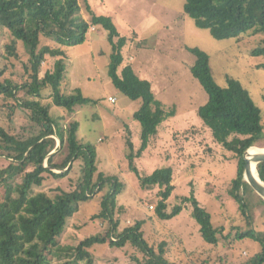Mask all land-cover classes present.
<instances>
[{
    "label": "trees",
    "instance_id": "16d2710c",
    "mask_svg": "<svg viewBox=\"0 0 264 264\" xmlns=\"http://www.w3.org/2000/svg\"><path fill=\"white\" fill-rule=\"evenodd\" d=\"M86 5L89 20L84 18L79 0H0V36L4 32L10 39L5 45L6 57L19 56V43L29 56L23 65L24 74L17 81L5 77L6 69L0 72V102H3L0 109H8L10 121L23 110L32 123L30 132L21 135L0 119V264H96L92 249L108 244L118 249L132 245L144 254L141 264H179L166 257V242L155 247L145 239L147 220L122 227L115 214L117 197L124 190V184L117 177L107 179L103 173L98 175L96 148L80 141L79 123L73 121L66 125L65 117H53L51 106L40 100L44 91L50 90L48 97L53 105L63 109L69 117L78 106L96 103L79 89L63 91L67 78L64 48L84 44L92 28L102 27L108 32L112 47L109 76L113 84L131 100H142L141 108L134 115L142 127L138 155L152 146L159 126L177 113L176 106L167 111L156 98L151 81L141 78L131 64L124 65L122 50L130 38L120 34L112 17L97 15L89 3ZM184 14L217 40L264 33V0H186ZM42 38L59 47L42 46ZM186 50L195 56L190 70L209 99L196 111L202 126L189 127L182 134L202 137L205 133L211 144L238 159L237 177L230 181L228 192L241 212L248 206L255 209L264 206V200L244 180V154L257 147V139L264 135L262 110L239 80L228 78L227 86L218 85L207 52L198 47H186ZM251 54L264 58V40ZM48 56L57 59L52 70L43 67ZM258 68L264 69V62ZM127 145L134 147L129 140ZM208 146L205 156L214 157V147ZM134 157L130 155L131 159ZM77 162L82 164H79L80 176L73 183L75 188L68 191L58 188L55 196L38 190L48 176L63 180L76 172ZM257 172L264 182V163L257 166ZM174 175V170L167 167L139 176L142 188L160 190L155 212L160 221H169L182 212L181 206L171 212L168 208L175 189ZM247 192L249 199L257 197L260 204L248 205ZM101 194L102 210L91 219L105 225V232L88 237L77 246H62V236L80 205ZM183 202L191 204L201 238L217 246L222 229L213 225L211 214L195 198H183ZM236 237L261 243V249L244 264H264V240L254 229L239 231Z\"/></svg>",
    "mask_w": 264,
    "mask_h": 264
},
{
    "label": "rangeland",
    "instance_id": "374dc122",
    "mask_svg": "<svg viewBox=\"0 0 264 264\" xmlns=\"http://www.w3.org/2000/svg\"><path fill=\"white\" fill-rule=\"evenodd\" d=\"M79 2L86 20L90 19L87 3L95 14L113 18L120 34L130 38L122 50L124 65L131 64L141 78L151 81L156 98L167 111L176 106L177 113L159 126L152 146L138 155L142 127L134 115L141 108L142 100H131L113 84L109 76L112 47L108 32L102 27L92 28L84 44L63 47L67 66L63 91L69 93L79 89L96 103L78 106L69 117L63 109L53 105L48 97L50 90L44 91L45 98L40 99L41 102L51 106L53 117H65L66 125L73 121L79 123L80 141L96 148L98 175L103 173L107 179L117 177L124 184V190L117 197L115 214L122 227L147 220L145 239L155 247L166 242V257L179 264H244L261 249V243L238 239L236 234L254 229L264 240V206L256 209L248 206L241 212L228 192L230 181L237 177L238 159L232 158L233 154L222 147L211 144L205 133L202 137L182 134L189 127L202 126L196 111L209 99L191 73L195 56L186 47H198L209 54L212 74L218 85L227 86L228 78L239 80L262 110L264 118V69L258 68L264 58L251 54L264 40V33L244 34L241 39L217 40L184 14L186 0ZM3 33L0 36V72L6 69L5 77L17 81L24 74L23 65L28 62L29 56L19 43V56L6 57L5 45L10 39L8 34ZM47 44L59 47L53 41L42 38V46ZM56 60L48 56L43 63L44 70L54 69ZM109 97H115L117 102L110 103ZM2 105L3 102H0ZM2 107L0 119L6 127L16 134L30 132L32 123L28 113L20 110L10 121L8 109ZM128 140L133 143V149L127 145ZM207 143L214 147V157L205 156L206 151L209 152ZM256 145L264 148V135L257 139ZM130 155L136 157L131 159ZM79 164L82 162H77V171L63 180L48 176L44 186L38 190L55 196L58 188L66 191L75 188L73 183L80 176ZM167 167L175 173V189L168 200L169 212L176 206H181L182 212L164 222L155 213L160 190L142 188L139 176H148ZM101 196L80 205L62 236V246H77L82 240L105 232V225L91 219L102 210ZM249 197L247 192L248 205L260 204L257 197L254 200ZM183 198L197 199L211 214L213 225L222 229L217 246L209 245L201 238L199 225L192 217V206L189 202L184 204ZM92 251L96 264H141L144 261V254L132 245L123 249L111 248L109 244L98 245Z\"/></svg>",
    "mask_w": 264,
    "mask_h": 264
},
{
    "label": "water",
    "instance_id": "95a60500",
    "mask_svg": "<svg viewBox=\"0 0 264 264\" xmlns=\"http://www.w3.org/2000/svg\"><path fill=\"white\" fill-rule=\"evenodd\" d=\"M250 149L244 154V180L251 189L264 200V182L258 176L256 177L252 170L253 165L257 171V166L264 163V153L251 154Z\"/></svg>",
    "mask_w": 264,
    "mask_h": 264
},
{
    "label": "bare ground",
    "instance_id": "6f19581e",
    "mask_svg": "<svg viewBox=\"0 0 264 264\" xmlns=\"http://www.w3.org/2000/svg\"><path fill=\"white\" fill-rule=\"evenodd\" d=\"M250 153H251V154L264 153V148L262 149V148H258V147H252V148L250 149ZM252 170H253V173L255 174V176L257 177V176H258V172L255 170L254 165H253ZM258 177H259V176H258Z\"/></svg>",
    "mask_w": 264,
    "mask_h": 264
},
{
    "label": "built area",
    "instance_id": "2783aa9c",
    "mask_svg": "<svg viewBox=\"0 0 264 264\" xmlns=\"http://www.w3.org/2000/svg\"><path fill=\"white\" fill-rule=\"evenodd\" d=\"M109 102L115 104L117 102V99L115 97L109 98ZM151 209H153V207H151Z\"/></svg>",
    "mask_w": 264,
    "mask_h": 264
},
{
    "label": "crops",
    "instance_id": "0c3cea01",
    "mask_svg": "<svg viewBox=\"0 0 264 264\" xmlns=\"http://www.w3.org/2000/svg\"><path fill=\"white\" fill-rule=\"evenodd\" d=\"M131 61H134V59L131 57ZM109 98H112V97H109ZM109 100V99H108Z\"/></svg>",
    "mask_w": 264,
    "mask_h": 264
}]
</instances>
